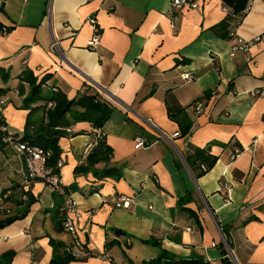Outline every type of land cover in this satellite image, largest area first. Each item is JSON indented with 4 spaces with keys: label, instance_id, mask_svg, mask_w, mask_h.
Wrapping results in <instances>:
<instances>
[{
    "label": "crops",
    "instance_id": "obj_1",
    "mask_svg": "<svg viewBox=\"0 0 264 264\" xmlns=\"http://www.w3.org/2000/svg\"><path fill=\"white\" fill-rule=\"evenodd\" d=\"M223 3L199 0L197 8L170 14L169 0H0V23L8 29L0 31L8 130L24 133L25 69L38 80L49 74L44 95L52 88L68 99L98 93L114 107L102 128L81 121L73 128L86 132L58 139L60 181L77 203L78 235L89 256H74L80 248L61 227L65 196L38 179L27 186L22 156L0 142V220L25 212L0 227V254L13 251L10 264H50L65 254L73 258L65 264H139L163 250L222 264L223 226L236 264H264V42L229 55L234 36L264 31V3ZM90 16L101 32L92 48ZM184 72L193 79L183 80ZM168 108H184L186 135ZM43 118L42 109L33 111L30 130ZM96 130L102 136L94 142ZM101 139L111 153L76 173ZM137 139L143 146L136 149ZM205 146L217 160L200 175L184 155ZM109 166L120 169L118 178L95 175L93 169ZM118 196L129 197V205L115 206Z\"/></svg>",
    "mask_w": 264,
    "mask_h": 264
},
{
    "label": "trees",
    "instance_id": "obj_2",
    "mask_svg": "<svg viewBox=\"0 0 264 264\" xmlns=\"http://www.w3.org/2000/svg\"><path fill=\"white\" fill-rule=\"evenodd\" d=\"M4 28L0 23V31ZM7 29V28H6ZM8 30V29H7ZM2 68L0 67V73ZM5 73H2V78H5ZM20 80L26 81L29 84V92L23 98V105L21 108L28 109V116L24 127V133L20 140H27L30 143L36 144L51 152L47 164L52 168L53 171H59L57 167V160L59 159L60 149L58 146V139L61 136L76 135L84 133L86 130L79 129L75 130L73 125L77 122L86 121L91 124L93 128L100 129L109 119L111 112L113 111V105L100 97L98 93H86L82 92L78 96L68 99L66 94L56 88H52L50 93L47 95L43 94V84L49 78V74L43 75L39 80L33 75L29 69L23 70L19 75ZM2 88H0V96L2 94ZM42 101V104H36ZM51 103L52 106H48ZM36 109L43 110L44 118L41 120V124L35 130H30L32 120L30 115ZM184 112V108H168V116L175 119L181 124V130L184 135L189 132L190 124H182L180 114ZM0 123H6L3 116L0 119ZM91 133L90 131H87ZM95 132V131H94ZM102 136V135H101ZM101 138V137H100ZM111 153L110 147L101 139L98 141L96 148L87 156V164L77 166L74 171L76 173L89 169L94 163L100 160H105ZM184 159L188 163L197 162V166L201 168L199 174H204L208 171L216 162L217 156L210 154L209 146L203 148L194 147L190 154L184 155ZM201 165L205 166V170L202 169ZM93 169V168H92ZM94 170L97 177H111L118 178L120 176V169L114 166L104 167L101 170ZM10 189L5 190V193ZM183 199L189 200V197L180 199V204ZM33 201V198L28 200ZM28 202V203H29ZM62 207V206H61ZM182 210L192 212L191 209L181 206ZM25 212L7 216L5 219L0 220V227L10 224L11 222L21 218ZM61 220L60 224L63 228L62 211L60 208ZM227 227H222V233L225 241L231 248L230 236L227 232ZM116 233H120L119 230H115ZM149 243L157 244V241L153 238L148 239ZM109 242H106V246ZM221 252L222 264H233L228 256V249L225 243L222 241L218 245ZM92 255V252L89 251ZM14 255L13 251H6L0 254V264H10L11 259ZM73 259L71 256L65 254L63 260L55 255L52 257L50 264H65L68 260ZM139 264H213L208 259L200 255H192L189 257L176 256L168 251L163 250L158 256L151 259H143Z\"/></svg>",
    "mask_w": 264,
    "mask_h": 264
},
{
    "label": "built area",
    "instance_id": "obj_3",
    "mask_svg": "<svg viewBox=\"0 0 264 264\" xmlns=\"http://www.w3.org/2000/svg\"><path fill=\"white\" fill-rule=\"evenodd\" d=\"M223 3V0H220ZM264 3V0H261ZM224 4V3H223ZM199 6V0H169L168 12L170 14H174L176 11L180 10L184 7L197 8ZM223 10L228 11L227 7L223 5ZM88 22L92 25L93 34L91 38L87 42L88 47H95L100 42L101 32L96 23V19L94 16H90ZM2 32L6 33L7 29L2 28ZM234 36V34H233ZM235 42L230 45L229 55H233L237 51L247 50L252 45L258 42H264V31L259 34L253 36L252 38L245 39L240 36H234ZM57 41L55 39L52 40L50 47L56 48ZM181 78L183 80H192L193 76L190 72H184L181 74ZM215 91L212 92L214 94ZM5 103V98L3 95L0 96V119L2 118V109ZM48 106H52L51 103ZM202 106L199 102L194 103V112L196 114H200L202 112ZM101 132L99 130L95 131L93 141L95 142L97 139L101 137ZM174 136L180 135V132H175ZM20 136L8 130L6 123H0V142L3 144H7L11 148H13L17 153H19L23 158V163L26 168V178L25 184L29 186L33 180H41L43 181L52 191L57 192L65 196L64 203L61 207L63 221V228L68 232L72 239L73 245H76L80 248L79 253H74L75 257H85L89 256V249L86 248V245L80 240L78 235V228L76 224V219L79 214V210L77 208V203L75 199H73L70 195H68L61 184L59 171L55 172L52 170L50 166L47 164V160L51 154L50 151L45 150L39 145L30 143L27 140H20ZM143 146V141L140 139L136 140L134 148H140ZM239 150H235L233 156L238 154ZM63 161L59 158L57 160L58 169L62 166ZM202 169L205 170V166L201 165ZM115 206L119 207H127L129 205L130 198L127 196H118L114 200ZM150 207V206H149ZM190 228H188L189 230ZM223 239V238H222ZM126 241H129V238H126ZM226 245V242L223 240ZM227 247V246H226ZM66 251L70 253L69 248H66ZM102 256H105V253H102ZM228 256L232 263L236 264V258L234 257L232 252L228 251ZM108 261H111L109 257H106Z\"/></svg>",
    "mask_w": 264,
    "mask_h": 264
},
{
    "label": "water",
    "instance_id": "obj_4",
    "mask_svg": "<svg viewBox=\"0 0 264 264\" xmlns=\"http://www.w3.org/2000/svg\"><path fill=\"white\" fill-rule=\"evenodd\" d=\"M210 213H211V211H210ZM222 238H223V240L225 241V238H224V235H223V234H222ZM225 242H226V241H225ZM226 246H227L228 251H229V252H232L231 249H230V247L228 246L227 243H226Z\"/></svg>",
    "mask_w": 264,
    "mask_h": 264
}]
</instances>
